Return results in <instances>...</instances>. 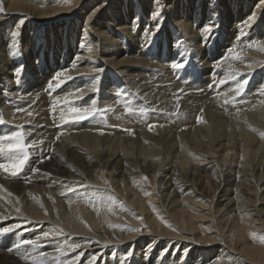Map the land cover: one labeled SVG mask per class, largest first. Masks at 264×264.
<instances>
[{
    "label": "bare ground",
    "instance_id": "1",
    "mask_svg": "<svg viewBox=\"0 0 264 264\" xmlns=\"http://www.w3.org/2000/svg\"><path fill=\"white\" fill-rule=\"evenodd\" d=\"M0 6V264H264V0Z\"/></svg>",
    "mask_w": 264,
    "mask_h": 264
},
{
    "label": "snow or ice",
    "instance_id": "2",
    "mask_svg": "<svg viewBox=\"0 0 264 264\" xmlns=\"http://www.w3.org/2000/svg\"><path fill=\"white\" fill-rule=\"evenodd\" d=\"M4 9L2 6H0V12H2ZM154 17H159V12L154 11L152 14ZM138 19V18H137ZM252 20L255 19V17L253 16L251 18ZM156 31L159 30V25L157 24L156 26ZM207 31H210L209 29H206ZM151 34V33H150ZM258 50L260 51H264V45H259V42H257ZM247 47H253L252 44L247 45ZM239 57L237 56V59ZM172 68L175 70H179L185 67L184 63L181 62H177V63H173ZM63 75V73H58L57 76L55 77L56 81H57V85L59 86V84L61 83L60 81V77ZM70 78V77H69ZM247 80H244L240 83H238L236 85V87L234 89H231V91H234L236 93V95H240L241 92L244 90L245 85L247 84ZM53 85L49 84V88H52ZM82 91V90H81ZM65 102L67 103V98H65ZM225 103H227V101H225ZM55 110V106H53V111ZM113 109H111L110 107H105V108H100L98 107L95 102L93 101L91 103V105L89 107H84V108H77V107H72L70 109V111L72 113L75 114V116L73 117L74 120H83V119H88L89 117H93L96 115H100V116H106L107 112L112 111ZM18 111H26L23 109H18ZM127 112L131 113L133 110L131 108L126 109ZM147 111H156L155 108L152 109H146L144 110V112L142 113V115H146ZM29 115H32V113H28ZM62 119H63V113H62ZM3 119L0 118V123H3ZM64 122H67L66 120ZM163 125H161L162 127ZM149 130H151L154 125L149 124L148 125ZM125 131L129 132V134H132L131 129H125ZM103 134V133H101ZM262 138H264V133L261 134ZM57 139H59V137H57ZM37 143V141H32V145H35ZM40 143H43V141H40ZM32 145H26L24 143V134L23 133H15L12 136H0V155L6 156L7 158V163H0V170L6 171V172H10V175L12 177H15L18 175V173L23 171V168L26 164V162L29 160V153L27 151V148L32 146ZM9 153H13L14 155H8ZM43 162V161H41ZM33 171H38V169H33ZM144 179H147L146 177ZM69 191L74 190L72 187L68 188ZM116 203V201L112 198H109L108 201V205H109V210H111V205H114ZM17 211H19V209H17ZM15 227V226H14ZM13 228H0V235L6 234L10 231L14 230ZM138 231V230H137ZM253 236V238H256V234L252 233L251 234ZM44 236L47 237L49 236V233H44ZM261 242L264 243V237L261 238ZM25 244H35L36 241L33 240H25L24 241ZM72 250L75 251V249L77 247H79V245H72ZM58 251L61 252V255H63V250L62 249H58ZM27 259V258H25ZM76 259H79V255L76 257ZM95 259V257H93V260ZM30 264H37V262L35 260L31 261ZM89 264H91V261L89 262Z\"/></svg>",
    "mask_w": 264,
    "mask_h": 264
},
{
    "label": "rangeland",
    "instance_id": "3",
    "mask_svg": "<svg viewBox=\"0 0 264 264\" xmlns=\"http://www.w3.org/2000/svg\"><path fill=\"white\" fill-rule=\"evenodd\" d=\"M53 150H54V148L52 149V152H53ZM42 152H43V150H42ZM44 154H45V152H43Z\"/></svg>",
    "mask_w": 264,
    "mask_h": 264
}]
</instances>
